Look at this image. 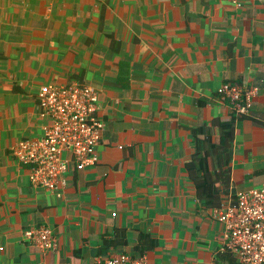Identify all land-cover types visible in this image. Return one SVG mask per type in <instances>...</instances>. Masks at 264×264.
Wrapping results in <instances>:
<instances>
[{"label":"crops","instance_id":"crops-1","mask_svg":"<svg viewBox=\"0 0 264 264\" xmlns=\"http://www.w3.org/2000/svg\"><path fill=\"white\" fill-rule=\"evenodd\" d=\"M73 80L97 92L99 159L64 152L51 190L11 147L43 133L39 87ZM224 82L257 87L249 114ZM262 184L264 0H0V264H242L214 210ZM39 224L55 248L24 238Z\"/></svg>","mask_w":264,"mask_h":264},{"label":"built area","instance_id":"built-area-1","mask_svg":"<svg viewBox=\"0 0 264 264\" xmlns=\"http://www.w3.org/2000/svg\"><path fill=\"white\" fill-rule=\"evenodd\" d=\"M256 91V86L243 82H224L217 88V95L230 101L231 111L238 117L249 114ZM37 104L41 115L48 118L43 133L19 139L11 153L29 166L32 184L53 190L70 159L77 168L99 159L97 147L104 121L97 116V92L84 81L42 84L37 91ZM64 152L70 154V159L63 157ZM214 215L225 226L226 246L237 253L242 264L264 263V184L239 190L234 201L215 209ZM23 233L32 245L43 249L57 246L49 225H32ZM104 262L148 264L145 254L124 251L105 256Z\"/></svg>","mask_w":264,"mask_h":264},{"label":"trees","instance_id":"trees-1","mask_svg":"<svg viewBox=\"0 0 264 264\" xmlns=\"http://www.w3.org/2000/svg\"><path fill=\"white\" fill-rule=\"evenodd\" d=\"M222 126H224L226 129H230V127H231V124H229V123H221V122H219Z\"/></svg>","mask_w":264,"mask_h":264}]
</instances>
